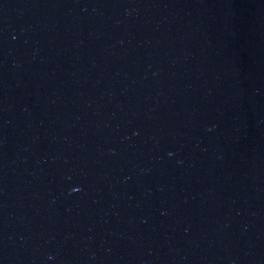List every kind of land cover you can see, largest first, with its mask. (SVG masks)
I'll list each match as a JSON object with an SVG mask.
<instances>
[{
  "label": "water",
  "instance_id": "95a60500",
  "mask_svg": "<svg viewBox=\"0 0 264 264\" xmlns=\"http://www.w3.org/2000/svg\"><path fill=\"white\" fill-rule=\"evenodd\" d=\"M0 264H264V0H0Z\"/></svg>",
  "mask_w": 264,
  "mask_h": 264
},
{
  "label": "clouds",
  "instance_id": "9594fccd",
  "mask_svg": "<svg viewBox=\"0 0 264 264\" xmlns=\"http://www.w3.org/2000/svg\"><path fill=\"white\" fill-rule=\"evenodd\" d=\"M72 191H75L76 189L75 188H73V189H71Z\"/></svg>",
  "mask_w": 264,
  "mask_h": 264
}]
</instances>
